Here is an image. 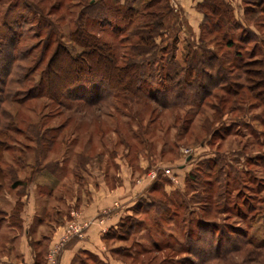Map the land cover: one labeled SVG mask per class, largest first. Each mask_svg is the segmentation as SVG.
I'll return each mask as SVG.
<instances>
[{"label": "rangeland", "instance_id": "1", "mask_svg": "<svg viewBox=\"0 0 264 264\" xmlns=\"http://www.w3.org/2000/svg\"><path fill=\"white\" fill-rule=\"evenodd\" d=\"M167 2L161 0L159 5ZM236 2L231 7L244 30L234 33L235 46H227L226 39L218 37L214 41L216 35L206 28L209 24L198 26L192 20L194 14L178 4L171 6L173 12L166 17V34L157 37L160 48H167L159 56L167 58L175 52L183 62L190 44L196 49L211 48L227 66L240 59L238 52L247 61L264 59V16L246 15L243 4ZM85 4L83 0L0 2V38L19 35L15 54L20 58L11 67L6 92H0V141L8 144L3 167L6 172L19 170L25 177L40 163L58 160L62 166L61 181L52 196L41 192L45 187L30 186L25 218L30 220L32 211H37L46 222L40 234H47L53 230L50 223L55 222L56 211H67L72 202L79 207L72 208L63 227L75 219L89 228L92 221L78 209L90 204L94 193L96 199L103 196L106 185L124 188L126 178L128 194L117 192L99 215L133 202L121 222L123 229L118 225L116 235L105 239L108 261L90 253L84 254L82 264H112L110 256L113 264H264V126L257 117L264 112L252 100L244 101L243 95L230 98L221 88H215L199 107L166 108L151 100L122 96L103 102L102 109L78 101L65 108L49 97L27 98L30 90L36 94L33 85L39 79V75L24 79L27 69L35 65L46 45L49 50L36 75L61 41L70 45L68 32L76 28ZM115 20L110 22L112 28L126 27ZM101 27L95 24L90 29L103 41L123 48L127 31L114 40L113 29ZM27 54V60L21 59ZM64 58L54 66L61 75L67 66ZM57 82L63 83L60 78ZM47 139L55 140L49 148ZM216 161L214 171H207L204 164ZM191 173L200 176L198 182L188 177ZM14 175L6 179L0 194V208L10 212L16 194V188H10ZM0 224V264H16L21 258L20 232L7 220ZM199 224L205 229H199ZM26 244L25 251L30 250Z\"/></svg>", "mask_w": 264, "mask_h": 264}, {"label": "trees", "instance_id": "2", "mask_svg": "<svg viewBox=\"0 0 264 264\" xmlns=\"http://www.w3.org/2000/svg\"><path fill=\"white\" fill-rule=\"evenodd\" d=\"M83 1L86 4L76 23V28L68 32L70 45L61 41L46 67L36 75L49 50V45H46L41 50L35 65L27 69L24 79L29 80L28 77L31 75L37 78L39 75V79H36V84L33 85L34 89H37L36 94L30 90L27 98L49 97L65 108L71 106L69 103L78 101L91 107L97 105L102 109L103 102L122 96L131 97L134 100H151L166 108L186 105L199 107L212 95L215 88H221L230 98L243 95L241 97L244 101L252 100V103H256L264 112V59L247 61L242 59L243 57L238 52L237 58L241 60L235 59L227 66L211 48L196 49L190 44L186 47L183 62L177 59L175 52L170 53L167 58L164 55L159 56L160 51L166 52L167 49L164 46L160 48L157 37L165 35L168 29L165 20L167 15L173 12L169 0L165 6L159 5L161 0H114L112 3L109 0ZM250 3L248 0H243L246 15L260 13L264 16V0H256L254 5ZM198 7L205 14L202 25L205 26L208 23L209 26H205L208 32L216 35L213 40L215 41L217 37L226 39L227 46H235L236 31H243L244 28L241 24H237L231 4L227 0H203L198 4ZM113 19L121 20L126 27L112 28L110 22ZM95 24L102 25V30L110 26L113 29L114 40L119 38L121 31H127L125 35L127 40L121 41L124 44L123 48L113 41H103L90 29V26ZM132 25L134 27L129 31ZM8 38H0V92L2 93L6 92L5 85L13 71L11 67L14 61L20 59L15 54V51L18 50L19 35L14 33ZM175 38L177 40V37ZM6 46L9 47V53H7ZM9 54H14V56H9ZM30 54L21 59L27 60ZM62 55L65 56L63 60L67 66L64 69V74L61 75L54 70V66ZM59 78L63 83L57 82ZM18 100L20 101L19 98ZM80 111H84V109ZM257 117L264 126V116L261 117L258 114ZM262 133L264 134V131ZM3 134L7 136V133ZM43 140L41 141L43 142ZM54 142L55 140L47 139L45 145L49 148ZM0 144H2L0 149L2 150L0 152V194L6 186V179L15 174L14 182L10 188H16L18 195L12 212L0 208V221L7 220L12 226L19 227L21 225L19 212L23 205L21 196L25 193L28 185L33 180L45 178L46 180L38 181V186L46 189L40 191L45 194L52 193L61 181L58 171L62 170V166L58 160L40 163L25 177L20 175L19 170L14 172L12 169L6 172L2 161L8 144L5 139L0 141ZM218 163L217 161L213 164L207 162L204 166L207 171L213 172ZM226 175L231 176L230 173H226ZM188 177L198 182L200 176L191 173ZM48 179L51 183H48ZM201 186L205 188L204 185ZM206 189L208 188L206 187ZM209 191L211 192V188ZM121 222L119 225H122L120 228L123 229L124 223L121 224ZM116 228L119 226L110 228L104 235L105 239L115 236ZM198 228L205 229L201 224ZM189 235L191 234L189 233ZM217 254L216 252L214 255ZM215 258L216 256L212 259ZM205 262L202 264H206Z\"/></svg>", "mask_w": 264, "mask_h": 264}, {"label": "crops", "instance_id": "3", "mask_svg": "<svg viewBox=\"0 0 264 264\" xmlns=\"http://www.w3.org/2000/svg\"><path fill=\"white\" fill-rule=\"evenodd\" d=\"M169 1L172 7H175L176 5L178 6V4H180L183 8L186 9V12L194 14V18H192V20H194L198 26H200L204 21L205 14L198 7V4L202 0H169ZM227 1L232 6L235 7L234 0H227ZM236 1H238L236 2L238 4L239 3L241 5L243 4V0H236ZM40 179L41 178H38L37 181L33 180L26 188L25 193L21 196V201L23 202L22 209L19 212L21 218V225L19 227L12 226L13 230L20 232L19 235L21 236L20 238L22 239L20 245V251H19L21 258L16 264H51L49 262L48 255L50 251L57 246H61V248L58 253V260L56 264H82V261L84 259V254H90V253L95 254L100 259H105L108 261L107 256L104 253V251L106 250L105 236H104L105 232L112 227H117L120 224L122 218L126 217L128 215L127 213L130 212L133 202L130 203L129 201V203L126 204V206H123V208L118 210L115 209L114 211H111L108 215L104 217H100L99 215L103 213V211H106L105 208L107 207V204L110 203L112 197L117 192L121 191L122 193L124 192L128 194L130 189H128L127 191V189L125 188L127 187V183H128L126 178L124 180V185L122 186V187L125 186L124 188L118 187L115 189L113 188L111 189L110 187H108V185H106L105 188H102L105 190L103 196H99L98 199H96L94 193L93 194L94 200L92 199L90 204L78 209L84 218L92 221V224L89 228L85 230L83 235L74 236L70 240L65 241L64 244H61L62 237L65 233V227H63V223H65V221L70 217V212L72 211V208L74 207L78 208L79 204L75 203L73 205L71 204L72 202L71 203L69 202L68 209L65 212H62V210L58 209L55 215V222L50 223L52 225V227L51 226L50 227L53 228V230L47 234H40V231L43 229V226L46 224L45 218L40 216V214L37 213V211L35 210L32 211L30 215L31 217L30 220H27L24 214L26 206L29 203V196H30L29 188L32 184H36V186H38V181ZM47 181L48 183H51L49 179ZM129 186L131 187L132 185L130 184ZM55 190L56 187L52 191V193H49V195L52 196ZM17 196L18 195L16 193L14 197V205L12 206L13 208L16 204L18 198ZM135 196L136 194L134 195V197ZM127 199L125 198L123 202H127L128 201ZM99 217L103 220L102 222H99ZM25 239H26V243L29 244L30 246V250L27 251H25L26 250ZM45 242H47L46 245L44 244ZM110 260L111 263L113 264L111 256H110Z\"/></svg>", "mask_w": 264, "mask_h": 264}, {"label": "built area", "instance_id": "4", "mask_svg": "<svg viewBox=\"0 0 264 264\" xmlns=\"http://www.w3.org/2000/svg\"><path fill=\"white\" fill-rule=\"evenodd\" d=\"M88 225H89L88 223H85V224L77 223L75 219L67 223L65 226V233L62 237L61 244H64L65 241L70 240L74 236L83 235L85 230L88 228ZM60 248L61 246H57L53 248L49 253V260H51L53 263L57 261Z\"/></svg>", "mask_w": 264, "mask_h": 264}]
</instances>
